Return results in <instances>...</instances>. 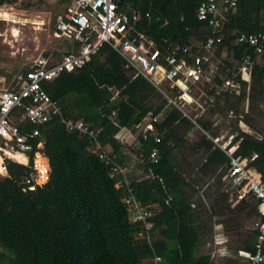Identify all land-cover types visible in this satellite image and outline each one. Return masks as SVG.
<instances>
[{
    "label": "trees",
    "instance_id": "1",
    "mask_svg": "<svg viewBox=\"0 0 264 264\" xmlns=\"http://www.w3.org/2000/svg\"><path fill=\"white\" fill-rule=\"evenodd\" d=\"M202 1L117 0L121 10L140 13L141 20L135 25L137 31L157 41L162 50L178 46L177 56L187 61L197 51L195 44L220 36L217 55L221 51L226 54L220 60L223 77L240 88L237 94L220 96L217 104L232 98L242 101L250 85L249 111L233 114L241 116L237 119L259 135L236 130L233 142L238 141L235 155L247 159L248 167L264 181V125L261 124L264 113L259 108L264 95V54L257 56L253 47L236 43L233 34L264 30V0H238L219 32L197 19V8ZM17 2L0 0V7ZM189 46L190 51L184 53L182 49ZM247 55L251 59L249 84L239 71ZM28 69H22L20 75ZM216 80L219 83L221 79ZM42 87L65 118L83 121L97 132L95 141L102 149L109 148L112 160L125 170L130 194L151 211L149 239L140 236L143 225L130 220L123 202L129 194L128 188L121 177L110 176L109 168L94 150L95 141L68 131L55 118L37 127L39 134L31 139L33 148L28 153L27 165L5 160L6 175L0 177V264H149L155 256L161 257L159 264H215L208 256L211 253L203 252L202 248L211 241L216 223L223 226L228 250L235 254L239 250H252L259 234L252 228L257 220V208L249 213L252 230L245 239L239 238L241 218H225L223 208L215 211L198 205L193 200L195 185L185 179L174 162L173 150L185 146L186 133L197 129L200 144L193 150L202 147L207 153L201 168L211 173L213 164H222L221 173L225 175L228 157L210 139L218 136L216 125L211 127L212 123L205 121L203 115L196 120L197 125L193 124L169 105L147 79L142 76L133 79L125 61L107 44L92 54L82 68L63 72ZM165 110L166 115L158 120ZM148 122L153 131L142 139L139 127ZM18 127L28 135L34 126L23 121ZM124 131L135 135L136 141L123 144L118 135ZM38 143H42L41 149H37ZM38 150L48 161L49 179L35 191L24 192L21 182L32 172L33 157ZM155 150L156 160L152 161L150 155ZM0 173L4 174L1 160ZM118 182L122 185L116 189ZM247 198L257 205L248 196L242 202ZM231 212L238 215L240 210L235 208ZM262 247L264 252V240Z\"/></svg>",
    "mask_w": 264,
    "mask_h": 264
},
{
    "label": "built area",
    "instance_id": "2",
    "mask_svg": "<svg viewBox=\"0 0 264 264\" xmlns=\"http://www.w3.org/2000/svg\"><path fill=\"white\" fill-rule=\"evenodd\" d=\"M238 0H203L197 8V19L205 21L219 32L227 13L233 11ZM64 10L57 16L53 35L77 43L78 49L69 53H48L39 55L29 69L12 87L0 88V160L6 174L5 160L27 165L28 153L33 146L31 139L38 136V126L53 119H59L66 129L86 135L93 141L97 132L90 129L83 121H72L65 118L59 106L51 100L42 84L53 82L63 72H72L83 67L102 45L107 44L125 61L126 68L132 78L142 76L152 83L167 99L168 104L178 109L193 124L207 112L215 108L223 94H237L239 85L223 77L224 68L218 58L220 36H211L202 44H195L197 51L190 61L177 56L178 46L161 49L157 41L136 30L135 25L141 20L139 12L121 10L117 0H67ZM236 43H244L253 47L254 54H264V30L255 34H237ZM191 47L183 48L189 52ZM251 59L247 55L239 66L241 78L247 80L250 74ZM217 78L221 79L217 83ZM208 90H212L208 93ZM229 116L235 118L233 112ZM236 118H241L238 116ZM27 121L34 126L28 135L21 133L18 125ZM140 137L146 139L153 131L150 122L140 125ZM123 144L136 141V136L124 131L118 135ZM214 147L220 149L228 157L225 178L233 182L238 198H253L257 205V220L252 228L258 231V237L252 250H239L236 255L245 264H264L262 243L264 240V181L250 167L248 160L235 155L238 141L233 142L234 135L227 138L210 137ZM158 142L159 139L156 138ZM42 143L37 144V149ZM94 150L99 159L109 168L111 177H121L128 188L125 170L115 163L107 150L95 141ZM25 157L24 162L16 158ZM157 150L151 153L150 159L156 160ZM30 175L23 178L22 190L35 191L48 182L50 167L44 155L35 152ZM122 183L116 184V189ZM123 199L134 223H141L144 232L141 237L149 239L151 225L148 221L151 211L142 206L131 194ZM224 238V237H223ZM225 252L226 248L218 249ZM214 254H208L211 258ZM161 257L155 256L149 264H159Z\"/></svg>",
    "mask_w": 264,
    "mask_h": 264
},
{
    "label": "crops",
    "instance_id": "3",
    "mask_svg": "<svg viewBox=\"0 0 264 264\" xmlns=\"http://www.w3.org/2000/svg\"><path fill=\"white\" fill-rule=\"evenodd\" d=\"M229 60H231V58H229ZM245 81L248 84L250 83V74ZM1 82H3V79ZM13 85H15V83L12 84V86ZM249 87L250 85H248L246 94L242 101H237L234 98L226 101L221 100L218 104H216L214 112L209 113L208 111L203 114L205 121L212 123L211 127H214L215 125L218 127V137L227 138L230 135H234L236 130H241L252 136L259 135L244 121L238 120L236 117L232 118L229 116V112H233L234 114H245L249 111ZM259 108L264 113L261 101ZM166 113V110L162 111V114L158 116L157 119L161 120ZM261 124H264V120ZM182 133H184V130H182ZM185 138L187 143L182 148H175L173 150V157L176 167L182 171L185 179L195 185L196 194H194L193 200L196 201L198 205H202L204 209L211 208L212 210L218 211L223 208L226 214L224 215L226 216L225 218L234 216V218H241L239 221V238L242 237L245 239V235L252 230L249 223V213L252 209H256L255 202L247 198L244 200L246 202L243 203V198L237 197L236 189L230 190L228 188L230 182H228L225 178L226 174L224 175L221 173L224 165L213 164V172L211 173H205V171H203L201 166L205 162L207 153H205L202 147L193 150V147H198L200 144V134L197 129H191L188 131ZM107 150L109 151V148H107ZM20 156L24 159L22 162L26 161L23 155L19 154L18 156L22 159ZM258 176L260 177V175ZM235 208L240 210L238 215H234L231 212V210H234ZM213 232L214 235L211 241L207 245L203 246L202 251L214 254L211 258L215 264H236V261H242V263L245 264L243 259L239 258L235 253H233V251L226 248L225 243L227 237L225 238L223 233V226L218 223L214 224ZM235 239L238 240V236H235ZM224 247L226 248L225 252L218 251V249H222Z\"/></svg>",
    "mask_w": 264,
    "mask_h": 264
},
{
    "label": "rangeland",
    "instance_id": "4",
    "mask_svg": "<svg viewBox=\"0 0 264 264\" xmlns=\"http://www.w3.org/2000/svg\"><path fill=\"white\" fill-rule=\"evenodd\" d=\"M28 1L34 3L28 5ZM65 6L62 0L39 3L18 0L13 6L0 7V13L9 14L6 18L0 17V87L8 88L18 82L22 69L29 67L39 55L63 54L78 49L73 41L53 35L56 18ZM225 56L223 51L218 54L220 60ZM261 104L264 110V95ZM5 175L0 173V177ZM236 264L243 263L236 261Z\"/></svg>",
    "mask_w": 264,
    "mask_h": 264
},
{
    "label": "bare ground",
    "instance_id": "5",
    "mask_svg": "<svg viewBox=\"0 0 264 264\" xmlns=\"http://www.w3.org/2000/svg\"><path fill=\"white\" fill-rule=\"evenodd\" d=\"M8 13L7 12H3V13H0V17H4V18H6V17H8ZM10 17V16H9ZM7 20H9V19H7ZM17 156H19V155H17ZM16 156V158L18 159V157ZM21 158H22V156H20ZM23 159V158H22ZM24 160V159H23ZM21 161V160H20Z\"/></svg>",
    "mask_w": 264,
    "mask_h": 264
},
{
    "label": "water",
    "instance_id": "6",
    "mask_svg": "<svg viewBox=\"0 0 264 264\" xmlns=\"http://www.w3.org/2000/svg\"><path fill=\"white\" fill-rule=\"evenodd\" d=\"M228 188H229L230 190H234V189H235V185H234V183H233V182H230L229 185H228Z\"/></svg>",
    "mask_w": 264,
    "mask_h": 264
}]
</instances>
